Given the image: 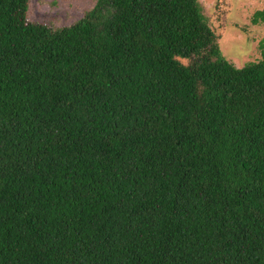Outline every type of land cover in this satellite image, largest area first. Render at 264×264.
I'll list each match as a JSON object with an SVG mask.
<instances>
[{"label":"trees","instance_id":"trees-1","mask_svg":"<svg viewBox=\"0 0 264 264\" xmlns=\"http://www.w3.org/2000/svg\"><path fill=\"white\" fill-rule=\"evenodd\" d=\"M27 1L0 0V264H264V45L236 66L198 0Z\"/></svg>","mask_w":264,"mask_h":264},{"label":"rangeland","instance_id":"rangeland-1","mask_svg":"<svg viewBox=\"0 0 264 264\" xmlns=\"http://www.w3.org/2000/svg\"><path fill=\"white\" fill-rule=\"evenodd\" d=\"M208 24L215 32L221 53L236 66L262 57L264 17L251 19L256 10H264V0H198ZM94 0H28L27 20L51 26L76 21ZM264 48V46H263Z\"/></svg>","mask_w":264,"mask_h":264}]
</instances>
